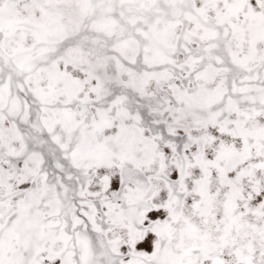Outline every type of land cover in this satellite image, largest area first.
Returning a JSON list of instances; mask_svg holds the SVG:
<instances>
[{"label":"snow or ice","instance_id":"snow-or-ice-1","mask_svg":"<svg viewBox=\"0 0 264 264\" xmlns=\"http://www.w3.org/2000/svg\"><path fill=\"white\" fill-rule=\"evenodd\" d=\"M0 264H264V0H0Z\"/></svg>","mask_w":264,"mask_h":264}]
</instances>
